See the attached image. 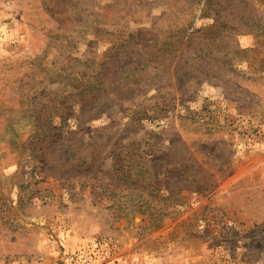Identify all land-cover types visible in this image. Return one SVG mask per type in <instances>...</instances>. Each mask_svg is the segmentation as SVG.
Returning a JSON list of instances; mask_svg holds the SVG:
<instances>
[{
	"label": "rangeland",
	"instance_id": "374dc122",
	"mask_svg": "<svg viewBox=\"0 0 264 264\" xmlns=\"http://www.w3.org/2000/svg\"><path fill=\"white\" fill-rule=\"evenodd\" d=\"M81 255L264 264V0H0V264Z\"/></svg>",
	"mask_w": 264,
	"mask_h": 264
},
{
	"label": "built area",
	"instance_id": "2783aa9c",
	"mask_svg": "<svg viewBox=\"0 0 264 264\" xmlns=\"http://www.w3.org/2000/svg\"><path fill=\"white\" fill-rule=\"evenodd\" d=\"M73 258V256H72ZM78 259V258H77ZM79 260V259H78ZM79 264H93L91 258L85 257V255L80 256V262Z\"/></svg>",
	"mask_w": 264,
	"mask_h": 264
}]
</instances>
